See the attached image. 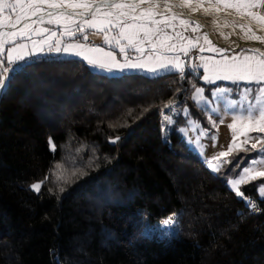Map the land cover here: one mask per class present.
<instances>
[{
    "label": "trees",
    "instance_id": "1",
    "mask_svg": "<svg viewBox=\"0 0 264 264\" xmlns=\"http://www.w3.org/2000/svg\"><path fill=\"white\" fill-rule=\"evenodd\" d=\"M200 76L106 74L43 55L10 73L0 93V264H264V197L240 186L261 202L251 213L185 152L181 114L163 137L165 105L195 111ZM45 177L39 192L30 187ZM174 213V234L142 233L144 218Z\"/></svg>",
    "mask_w": 264,
    "mask_h": 264
},
{
    "label": "snow or ice",
    "instance_id": "2",
    "mask_svg": "<svg viewBox=\"0 0 264 264\" xmlns=\"http://www.w3.org/2000/svg\"><path fill=\"white\" fill-rule=\"evenodd\" d=\"M148 2V0H81V2L72 3L69 0H28V3H22V0H15V2L9 3L8 0H0V14L4 13L5 9H10L9 16L16 12L19 8L20 11L15 16V23L9 20L8 24L0 22V89L7 87L6 79H10V73L17 71L19 63L26 61V58L43 55L45 51L48 53L65 54L68 56L79 57L86 61L88 65L93 68H98L106 72L124 71L126 69H144L150 73H159L160 71H178L181 74V78L184 77V63L180 60L179 56L175 57H163L156 54L157 49L172 50L176 47L175 44H166L165 40L172 39L164 33V28L156 27L157 25L165 24V20H156L153 17L156 15L163 16L162 12H157L156 9L159 5L151 3L147 9H140L137 15V9L140 5ZM223 4L224 8H234L241 16L247 15L252 21H254L261 30H264V12L260 9H264V0H237L235 3H229L227 0H217L216 5H210L215 7L216 11H220L219 5ZM42 5H46L47 8L53 11H48L47 15L49 19L46 21L49 25L59 26V36L52 42V37L57 36L56 31H51L48 28H39L33 30L31 25L37 23H45L44 16L38 15L42 12ZM182 6H189L187 0H184ZM202 7V5H199ZM165 10L170 11L171 6L165 0ZM57 9H64L63 11H56ZM71 9L72 11H67ZM80 9L81 11H76ZM101 9H104L102 12ZM118 10V11H113ZM195 10V9H193ZM208 9H205L207 12ZM36 17V19H31ZM7 19V18H5ZM31 19V23L28 21ZM131 20V23L127 22ZM170 19L175 20L177 17L172 15ZM24 22L22 27L17 29V25ZM150 22L152 27H148ZM182 25L189 23L195 24L194 31H197L200 25L196 22H189L181 19ZM215 23V22H214ZM241 31L244 33L246 39L264 42V37L256 35L252 31L251 26L245 27L239 25ZM119 28V34L109 35L113 29ZM9 29V30H6ZM86 29H95L97 33H104L103 43L109 45L113 49L118 48L119 52L113 55L112 52H106L100 46L90 47L86 43L88 41V33ZM50 36L47 39L31 40L32 47L28 48L26 44L16 43L17 37L21 40L25 38L30 39V34L49 33ZM143 32V39L140 38V33ZM160 34H163L161 36ZM176 36L181 40L184 37L177 33ZM64 37H70L71 40H65ZM153 37H156L154 40ZM126 40L127 44L122 45L121 41ZM199 37H197V42ZM205 43L210 46L211 51L223 53L224 49L215 48L211 46V41L208 40L207 34L204 35ZM148 43L152 48V54L145 58V48L143 45ZM6 44L13 45L5 49ZM191 47H196L195 43L189 42V46H181L180 51H183L187 55ZM135 51L139 55L132 57L128 55L129 52ZM200 51L203 52L204 48L201 47ZM246 52L250 54H235L231 57L224 56L221 60H213L212 58L200 57V63L192 64L193 71H198L203 68V75L199 77L205 83L213 84L217 80H230L233 83L238 81H245L248 83L254 82L257 85H261L255 89L254 100L255 104H250L244 110L243 113H233L232 123L228 125L230 130L236 128L239 122L242 125V129L248 131L264 132V51L260 49H248ZM6 53V55H5ZM117 55L124 57L123 62L118 60ZM194 91L191 94L192 100L197 105L209 104V99L205 97V89L192 85ZM227 88H216L212 90V97H217L219 94L229 92ZM253 89H244V98L247 99L248 94L252 93ZM170 105H165L169 107ZM234 107V105H230ZM211 112H216L217 109L211 108ZM184 114L188 115V109H184ZM165 119L171 123V118L165 116ZM223 120L221 119V123ZM215 126V121H213ZM203 134V133H201ZM241 135L246 136L245 131H241ZM119 140L116 137L111 142L115 143ZM257 143L261 146L258 149L259 152L264 153V137H257ZM236 135L233 134L232 142L228 146L227 152L219 153L220 157L230 154L235 146ZM248 138L244 143L247 144ZM49 145L52 151L56 150V146L52 143V139L49 138ZM252 148L256 149L257 144H252ZM246 150V149H245ZM215 159V158H214ZM232 163V161H226ZM208 167L212 171H219V166L214 165L212 160L207 161ZM255 165H264V157L260 159L253 158L251 165L241 168L239 163L234 165L235 168H240L241 171L236 173V177L228 180V184L232 190L235 191L238 197L243 198L247 205L252 208L256 207V204L252 202L250 197H245L244 193L239 189V185L248 183L250 180H256L258 177H264V171H256ZM59 167V165L57 166ZM48 177L44 180L38 181L30 187L39 192L43 183L47 181ZM259 189V194L264 197V183L256 186ZM51 191V189H50ZM63 191V189H61ZM164 224H172V218L163 221Z\"/></svg>",
    "mask_w": 264,
    "mask_h": 264
},
{
    "label": "rangeland",
    "instance_id": "3",
    "mask_svg": "<svg viewBox=\"0 0 264 264\" xmlns=\"http://www.w3.org/2000/svg\"><path fill=\"white\" fill-rule=\"evenodd\" d=\"M79 2V0H76ZM75 1V2H76ZM206 1H212L217 2V0H187V3L189 6H182L184 3V0H167V3L172 6L175 5L177 9L184 7L186 9H195V7L199 5L207 4ZM9 3L15 2V0H8ZM28 0H22V3H26ZM69 2L75 3L74 1L70 0ZM91 2V0H89ZM120 2V0L118 1ZM124 2H127L124 0ZM229 3H235L237 0H227ZM198 3V4H196ZM223 5V4H220ZM174 6V7H175ZM164 9V7L162 6ZM203 8V7H202ZM220 8L223 9H229L231 11H234L237 13L236 10L233 8H224V6H220ZM140 9H147V7L140 6L137 11H140ZM162 9V12L164 15H156L153 18L156 20H165L167 25L171 26H165V24L157 25L156 27L164 28V33L167 34V36L172 37V39L165 40L166 44H175L176 47L170 51L164 50V49H157L156 54L163 56V57H175L179 56L180 60L184 63V69L192 70L191 65L192 64H199L200 63V57L205 58H212L213 60H221L224 56L231 57L235 54H250L246 52L248 49H260L261 51H264V48H262L259 45L249 46L246 43H243V41L251 42L255 40L246 39L244 36V33L241 31L239 25H244L235 20V18L231 17H218L216 20L217 28L214 29L216 36L221 41H225L226 44L218 43L216 41H213L210 36L201 29V25L197 31H194L195 24L189 23L187 25H182L180 23V20H186L189 22H193L194 20H191L190 18L175 15L177 19L172 20L170 17L174 14L166 13ZM20 11V9H19ZM17 11V13H19ZM46 11V7L42 6V12L44 13ZM103 12L104 9H101ZM118 11V10H113ZM11 12L10 9H5L4 13L0 14V18L7 16ZM39 13V14H41ZM138 15V14H137ZM240 15V14H239ZM241 16V15H240ZM244 20L251 21L252 23H255L252 21L247 15L242 16ZM49 19L48 15H44L45 23H37L32 24L31 27L33 30L39 29V28H48L51 31H56L57 36L52 37V42L58 38H61L59 36V26L57 25H49L46 23V21ZM127 22L131 23V20L129 19ZM195 22V21H194ZM15 23V22H14ZM28 23H31L29 20ZM148 23V27H152L150 22ZM197 24V23H196ZM23 25V24H22ZM22 25L20 27H22ZM199 25V24H198ZM245 26V25H244ZM19 27V28H20ZM247 27V26H245ZM18 28V29H19ZM252 29V28H251ZM120 29L116 28L112 30V33L109 35H117L119 34ZM253 32L256 33V35L264 37V31H261L260 33L257 32V30H253ZM86 32L88 33V40L89 43L88 46L94 47V46H100L104 49L106 52H112L113 55H116L119 52V49H113L109 45H106L103 43V36L104 33H97L95 29H86ZM177 33H180L184 39L181 40L176 36ZM207 34L208 40L211 41V46H214L215 48L224 49L223 53L215 52L210 50V46L205 43L204 35ZM163 36V34H160ZM50 36L49 33H41V34H30V39L25 38L21 40L20 38L16 39V43L19 44H26L29 49H31L32 44L31 40H41V39H47ZM197 37H199V40L197 42ZM140 38L143 39V32L140 33ZM65 40H71L70 37H64ZM155 40L156 37H153ZM243 40V41H242ZM189 42L195 43L196 47H191L185 55L183 51H180L181 46H189ZM257 43H264L260 41H255ZM122 45H126L127 41L122 40ZM13 45L8 44V47H12ZM7 47V48H8ZM143 47L145 48L144 56L147 58L152 54V48L151 46L146 42ZM203 47L204 51L201 52L200 48ZM6 49V47H5ZM6 55V53H5ZM128 55L135 57L136 55H139L134 50L129 52ZM193 55H197V58L195 62L193 63ZM43 56L46 57H61V58H78L74 56H68L65 54H57V53H48L45 51ZM32 57L26 58V61L31 59ZM118 60L123 62L124 57L117 55L116 57ZM82 60V59H81ZM84 61V60H83ZM25 61H21L19 65ZM86 62V61H85ZM87 63V62H86ZM93 68V67H92ZM94 70L106 73V74H116V73H132V72H139L143 73L147 76H152L156 74L166 73L165 71H160L159 73H150L144 69H126L124 71H116L109 73L106 71H103L98 68H93ZM203 68H200L197 73H201V76L203 75ZM168 72H178V71H168ZM203 84L199 85L197 87H202L205 89V97L209 99V104L207 107L205 105H197L194 100H191L195 104V111H192V109L184 105L182 108L178 104H174L169 106L163 113H162V124H163V137L166 138L167 133L170 131L171 125L174 123L176 118L179 114L182 115V121L178 125V133L180 135L181 141L183 142L184 147L188 150L185 152H189L193 156L200 159V161L215 175H217L220 179H223L228 184V180L236 177V173L240 172V168H235L234 165L236 163H239L241 165V168L248 167L251 165L252 159H260L264 157V153H261L258 151L260 148V144L257 143L256 138L257 137H264V132L259 131H248L246 129H242V125L238 122L236 125V128L234 130H230L228 125L231 124L233 113H243L244 110L248 107L250 104H255L256 101L254 100L255 95V89L260 87L261 85H257L254 82L248 83L245 81H238L236 83H233L230 80H217L213 84L205 83L202 79H200ZM227 88L231 91L225 92L222 94H219L217 97H212L211 93L212 90L216 88ZM250 88L253 89L252 93L248 94L247 99L244 98V89ZM2 89H0L1 93ZM194 91V89H193ZM192 91V92H193ZM192 94V93H191ZM230 105H234V107H230ZM188 109V115L184 114V109ZM215 108L217 109L216 112H211L210 109ZM165 116L171 118V123L168 122V120L165 119ZM221 119L223 122L221 123ZM213 121H215V126H213ZM241 131L246 132L245 135H241ZM203 133V134H201ZM233 134L236 135V141L233 151L228 154L227 156L220 157L219 153L221 152H227L229 144L232 142V136ZM248 138L247 144L244 143L245 139ZM256 143L257 148L253 149L252 144ZM246 149V150H245ZM215 158V159H214ZM212 160L214 165L219 166V171H212L211 168L208 167L207 161ZM226 161H232V163H227ZM256 171H264V165H255ZM264 183V177H258L256 180H250L248 183H244L239 185H248V187L256 189L259 194V189L256 187L257 185H261ZM228 186L231 188V186L228 184ZM232 189V188H231ZM260 195V194H259ZM261 196V195H260ZM169 218H172L173 223L172 224H164L163 221L168 220ZM144 224L142 226V233L146 234L148 236H169L174 234L178 229V214H170L166 218H164L161 221H158L156 223H148L147 219L144 218Z\"/></svg>",
    "mask_w": 264,
    "mask_h": 264
},
{
    "label": "bare ground",
    "instance_id": "4",
    "mask_svg": "<svg viewBox=\"0 0 264 264\" xmlns=\"http://www.w3.org/2000/svg\"><path fill=\"white\" fill-rule=\"evenodd\" d=\"M53 2H56V1H53ZM79 2H81V0H79ZM151 3H156V4L159 5V8L156 9V11L159 12V11H162V9H163L162 6L164 7L165 0H148V2L143 3L140 6H141V8L142 7H147L148 8ZM196 4H198V3H196ZM210 5H212V4H208V3L204 4V6L202 5L203 8L200 7V6H197V7H195V10L186 9V8H184L182 6H181V8L177 9L175 5H172L171 8H170V11L165 10V8L163 9V11L166 12V13H171V14H174V15H180V16H184V17L193 19L195 22L201 24L209 32V34L216 40L218 39V37L216 36V33H215L214 29L217 28V24L208 25L204 21L205 17L209 16V17L214 18V19H217L218 17H224V18L231 17V18H235V20L237 22H239L241 24H244L247 27L251 26V28L253 30H257V32H259V33L261 31H264V30H261L256 23H252L251 21L244 20L242 18V16H240L239 14H236V12H234V11H231L229 9H223V8H220V11H216L215 7H210ZM42 6L46 7V11L44 13H41V14H38V15H43L44 16V15H46L48 13V11H53L52 9L47 8L46 5H42ZM206 8L208 9L207 12H205ZM63 10L64 9H57L56 11H63ZM67 11H72V10L68 9ZM76 11H81V10L77 9ZM261 11L264 12V9H262ZM15 16H13L11 18V22L12 23L15 22ZM31 19H36V17H31ZM31 19H30V21H31ZM6 30H8V29H6ZM218 40H219L220 43L226 44L225 41L223 42L220 39H218ZM243 43H246L249 46L259 45L262 48H264V43H257L255 41H251V42L243 41Z\"/></svg>",
    "mask_w": 264,
    "mask_h": 264
},
{
    "label": "built area",
    "instance_id": "5",
    "mask_svg": "<svg viewBox=\"0 0 264 264\" xmlns=\"http://www.w3.org/2000/svg\"><path fill=\"white\" fill-rule=\"evenodd\" d=\"M86 43L90 44L89 41H87ZM197 58V55H193V63L195 62ZM246 197H250L252 199V202L256 204V207L255 208H252L251 206L247 205L246 201V205L248 207V209L250 210L251 213L253 214H259L262 212V205H261V202L258 198L254 197V196H246Z\"/></svg>",
    "mask_w": 264,
    "mask_h": 264
},
{
    "label": "crops",
    "instance_id": "6",
    "mask_svg": "<svg viewBox=\"0 0 264 264\" xmlns=\"http://www.w3.org/2000/svg\"><path fill=\"white\" fill-rule=\"evenodd\" d=\"M53 1H56V0H53ZM70 1V0H69ZM72 1H76V0H72ZM119 1V0H118ZM208 4H212V5H216V3L215 2H212V1H206ZM26 3H28V2H26ZM25 3V4H26ZM219 6H223V5H219ZM234 9V8H233ZM235 10V9H234ZM262 9H260V11H261ZM17 11H19V8L16 10V12L15 13H13L11 16H9V14L7 15V16H4V17H1L0 18V22H2V23H4L5 25H7L8 24V22H9V20H11V18L13 17V16H15L16 14H17ZM137 14H139V11H137ZM5 18H7V19H5ZM24 22L22 21L21 22V24H19V25H17L16 27H17V29L23 24ZM9 30V29H8ZM17 38H19V37H17ZM89 41V40H88ZM7 45V44H6ZM6 45H5V47H6ZM39 56V55H38Z\"/></svg>",
    "mask_w": 264,
    "mask_h": 264
},
{
    "label": "flooded vegetation",
    "instance_id": "7",
    "mask_svg": "<svg viewBox=\"0 0 264 264\" xmlns=\"http://www.w3.org/2000/svg\"><path fill=\"white\" fill-rule=\"evenodd\" d=\"M191 20H193V19H191ZM204 21L208 24V25H214V24H216V20L214 19V18H211V17H205L204 18ZM215 22V23H214ZM197 23V22H196ZM197 24H199V23H197ZM199 25H201V24H199ZM201 29L203 30V31H205L209 36H210V38L213 40V41H216V42H218V43H220L219 42V40L217 39H214L210 34H209V32L201 25Z\"/></svg>",
    "mask_w": 264,
    "mask_h": 264
}]
</instances>
